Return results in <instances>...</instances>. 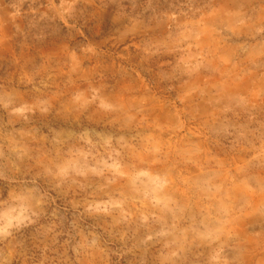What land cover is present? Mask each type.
<instances>
[{"label":"rangeland","instance_id":"1","mask_svg":"<svg viewBox=\"0 0 264 264\" xmlns=\"http://www.w3.org/2000/svg\"><path fill=\"white\" fill-rule=\"evenodd\" d=\"M0 264H264V0H0Z\"/></svg>","mask_w":264,"mask_h":264}]
</instances>
